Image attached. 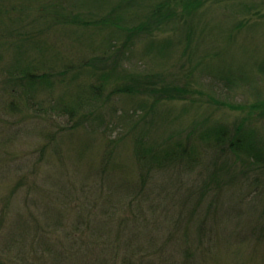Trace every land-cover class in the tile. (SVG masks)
I'll list each match as a JSON object with an SVG mask.
<instances>
[{"label": "rangeland", "instance_id": "rangeland-1", "mask_svg": "<svg viewBox=\"0 0 264 264\" xmlns=\"http://www.w3.org/2000/svg\"><path fill=\"white\" fill-rule=\"evenodd\" d=\"M139 1L115 21L96 0H0V264H264V158L229 141L217 160L200 143L199 166L152 172L147 201L106 203L131 168L141 187L137 143L197 144L218 127L264 153V0ZM27 74L48 75L29 96L15 81ZM91 83L100 95L71 129L58 100ZM217 169L229 186L189 219L197 194L174 199Z\"/></svg>", "mask_w": 264, "mask_h": 264}, {"label": "trees", "instance_id": "trees-1", "mask_svg": "<svg viewBox=\"0 0 264 264\" xmlns=\"http://www.w3.org/2000/svg\"><path fill=\"white\" fill-rule=\"evenodd\" d=\"M24 1L30 2V0H24ZM91 1L93 2L92 6H94L95 0H91ZM96 1L100 2V5L97 6L96 8H99L100 10L104 9L105 11L110 8L112 11H116V12H113L112 14L111 12H109L110 17L112 16L111 18L115 19V21L121 20V17L117 14L119 12L124 11V8H126L128 11L129 10L132 11V10L139 9L138 7L139 5L142 6L139 0H96ZM56 14L57 16H60L62 19V13L59 14L58 12H56ZM73 21H76V20L73 19ZM125 30L126 32L131 33L130 30L125 29V28H121V30L117 29V30L111 31L113 32L112 34L115 35V37H112L111 39L115 40L117 37H121ZM111 44H112V41H109L108 45H111ZM259 72L264 73V63L263 65H261ZM222 75L225 76L224 74ZM46 77H48L47 74H44V75H37V74L28 75L27 74V75H22L21 77L19 76L15 81L19 82L20 89L24 90L25 92L24 94L29 96V94H31L34 90H38L42 88L43 86H45L44 84L46 82L44 80L46 79ZM218 77L221 78L220 75ZM227 78H232L231 74L227 75L225 79ZM102 80L101 82H99L98 85L103 84ZM98 85L93 84V83L87 86L78 84L76 86L77 88L76 87L74 88L75 89L74 92H72V90L70 91L69 97L71 98L69 99V102H65L64 100H61V99L58 100V102H60L58 105H62L60 108L61 112L58 115L67 118V120L70 122L69 127L71 129L75 127L77 128L80 126V124L82 123V119L80 118L76 119L77 116L80 114L82 110L86 109V106L90 105V101L92 98H96L97 96L100 95V93L98 94L96 91V87H98ZM123 91L125 93L128 92L127 89H124V90L119 89V92H123ZM228 135H229V132L226 129L218 130V127H215V128L210 129L206 133L201 134L200 139L198 140L199 143L197 144L190 143L188 141L178 142L173 145L167 146L163 149L150 147L147 150L146 148L143 147V144H139V143L135 144V159H136L135 163L139 167V169H144V171L139 176V185L141 187L136 190V187H137L136 183L131 184L130 182H128L130 181L129 178H131L132 176L131 174L132 168H131L130 172H126V175L125 173H123V177L125 175V178H127L128 180L124 182L125 187L120 185V188L113 187L114 189V192L112 190L113 193H111V191L110 192L108 191V201L106 203L107 204L120 203V205L123 203L125 204L126 197L131 198V196L137 197L138 199H142L143 201H147L145 200V198L147 196L149 197V195L152 192V191H149V188H148V179L151 177L150 175L152 174V172H155V173L158 172L159 174H162L172 169L190 170L192 168L199 166L200 163L196 165L197 164L196 162L198 161V155L200 153V150H199L200 146H197V145L200 143L208 151L210 148L215 150L214 159L218 158V146H221L229 141L227 144V148L235 156L237 157L243 156L246 159L251 160L252 163H258V164L263 163L264 153L262 151H258V152L255 151V146L250 144L247 139H242L240 136H235L236 138L233 137L232 139L228 140ZM109 165L110 164L106 163L104 165L105 167H103L104 169H102V171L100 172L102 174H107V176L103 177L105 180H107L108 178L112 176L113 177L115 176L113 171H110V172L106 171V168ZM212 165L213 167H216L215 163L214 164L211 163V166ZM126 168H130V167H126ZM218 172H219L218 169L213 170V172L211 173L208 172L207 176L206 175L203 176V179H202L203 184L201 183L202 186L200 188V192L198 190L196 193L195 190H191L190 192H187L184 195L180 193V196L174 199V201L178 202V204L184 203L188 205L189 200L190 199L193 200L190 195L197 194V199L195 203L193 204V206L191 207L192 210H189L187 214V217H189V219L194 218L196 215L199 214V210L201 208L200 205L204 201L208 193L212 192L213 190L216 192H220V190L222 189L224 185L229 186V184H226L227 181L223 179L222 175L221 174L218 175ZM143 173H145L144 176H143ZM176 178L177 177H171L170 179L169 178H165V179L168 180L167 182L171 184V186H174L176 184V182L174 183ZM218 179H221V180H218ZM176 180L178 182V178ZM228 181L230 182L231 180H228ZM110 188L112 189V187ZM168 188L170 187H162L163 191L165 192L168 190ZM133 193L136 194V196ZM167 196L170 197V195H167ZM231 206H233V204ZM234 206L236 207V209L232 207V210L235 212V214H238L240 206L238 204H235ZM208 207H209V204H206L204 210L201 211V213H206L208 210ZM223 209H224V206H222L221 211ZM229 210L232 211L230 208ZM224 213L226 215L232 216V212L224 211ZM236 237L238 236L236 235L235 238ZM152 242H153V239H151V244ZM128 259L130 258L128 256H125L123 258L122 264H130V261Z\"/></svg>", "mask_w": 264, "mask_h": 264}]
</instances>
